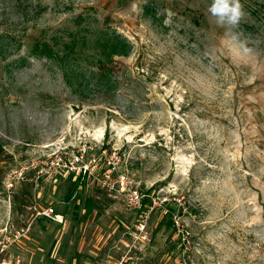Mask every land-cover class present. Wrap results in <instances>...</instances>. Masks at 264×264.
<instances>
[{"label": "rangeland", "instance_id": "374dc122", "mask_svg": "<svg viewBox=\"0 0 264 264\" xmlns=\"http://www.w3.org/2000/svg\"><path fill=\"white\" fill-rule=\"evenodd\" d=\"M126 1L0 0V264H264V19Z\"/></svg>", "mask_w": 264, "mask_h": 264}, {"label": "trees", "instance_id": "16d2710c", "mask_svg": "<svg viewBox=\"0 0 264 264\" xmlns=\"http://www.w3.org/2000/svg\"><path fill=\"white\" fill-rule=\"evenodd\" d=\"M117 2L120 5L125 4L127 1L126 0H117ZM241 4L245 5L249 11L254 14L257 17H261L264 19V0H262V3L255 4V2H252V0H240ZM244 28V25L242 26ZM247 29V28H245ZM112 49L111 52L108 53V64L109 67L106 70L107 76H108V83L109 86L111 87H117L119 83H121V79L119 80V77L114 74V69H113V62H114V56L115 55H128L129 54V43L126 41V39H123L121 41L115 42L113 41L112 43ZM47 44H43V48L47 49Z\"/></svg>", "mask_w": 264, "mask_h": 264}, {"label": "clouds", "instance_id": "9594fccd", "mask_svg": "<svg viewBox=\"0 0 264 264\" xmlns=\"http://www.w3.org/2000/svg\"><path fill=\"white\" fill-rule=\"evenodd\" d=\"M208 11L217 25L228 26L229 30L236 28L245 15L240 0H212ZM244 51L247 52L248 49L245 48Z\"/></svg>", "mask_w": 264, "mask_h": 264}, {"label": "built area", "instance_id": "2783aa9c", "mask_svg": "<svg viewBox=\"0 0 264 264\" xmlns=\"http://www.w3.org/2000/svg\"><path fill=\"white\" fill-rule=\"evenodd\" d=\"M42 214L48 217H52L54 213L53 208H46L45 210L42 211ZM106 264H123L122 262H113V263H106Z\"/></svg>", "mask_w": 264, "mask_h": 264}, {"label": "crops", "instance_id": "0c3cea01", "mask_svg": "<svg viewBox=\"0 0 264 264\" xmlns=\"http://www.w3.org/2000/svg\"><path fill=\"white\" fill-rule=\"evenodd\" d=\"M73 264H75V263H73Z\"/></svg>", "mask_w": 264, "mask_h": 264}]
</instances>
